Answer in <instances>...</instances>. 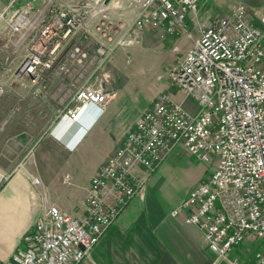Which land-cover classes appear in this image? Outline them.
I'll list each match as a JSON object with an SVG mask.
<instances>
[{"label": "built area", "instance_id": "1", "mask_svg": "<svg viewBox=\"0 0 264 264\" xmlns=\"http://www.w3.org/2000/svg\"><path fill=\"white\" fill-rule=\"evenodd\" d=\"M199 1L31 0L0 11L2 47L9 48L0 70L8 74L7 82L27 79L38 94L52 72L65 77L56 80L66 88L59 99L66 104L50 126L77 123L82 114L90 121L102 112L107 91L90 77L115 48L133 46L144 31L158 28V37L190 36L186 18L197 32L168 70L170 84L193 99L197 111L190 113L164 94L155 96L89 178L82 214L73 217L49 204L23 234L24 247L13 255L16 264H78L88 258L106 227L175 146L212 164V170L169 215L183 214V223L196 226L216 259L264 264V16L259 28L240 2L209 16L198 13ZM110 3L116 11H133L130 23L109 16ZM88 34L97 40L89 42ZM89 106L94 115L86 112ZM3 179L0 173V183ZM39 182L31 178L32 184ZM244 239L259 244L247 263L226 259Z\"/></svg>", "mask_w": 264, "mask_h": 264}, {"label": "crops", "instance_id": "2", "mask_svg": "<svg viewBox=\"0 0 264 264\" xmlns=\"http://www.w3.org/2000/svg\"><path fill=\"white\" fill-rule=\"evenodd\" d=\"M30 1L0 0V11L8 5L18 7ZM199 2L200 6L205 7L202 14L211 16L209 8L205 5V0ZM238 2L246 7L248 19L255 26L262 28L259 19L264 16V0L261 2L262 5L258 6L246 5L240 0ZM214 3L215 6L222 3V11H224L227 6L230 7L234 3V0H228L226 3L225 0H214ZM122 4L121 2V6ZM113 8L115 9L114 3H110L108 9ZM119 9L117 13L112 12L114 19L119 20L122 25L130 23L133 11H119ZM184 24L190 36L180 33L179 35L164 34L162 37H158L162 32L161 28L146 30L141 34L144 47L140 51L145 55V68L142 69V65L135 62V73L143 76L145 80L148 77L146 74L148 69L156 75L154 85L152 84L151 91L146 94L142 107L133 110L130 118L117 123L112 121L114 120V116H112L114 104L111 101L117 90L112 83L113 79L111 80L110 76L109 79H106V76L113 72L111 61L118 52L117 49L119 50V48H115L103 67L93 72L90 77V79L94 77L101 80L107 91L102 112L98 116H93L90 121L85 114H82L79 118L81 122L78 121L73 125L64 121H59L52 126L47 125L45 135L42 136L31 153L32 158L28 157L23 160V163L9 174L2 173L6 176L0 184V264H16L13 255L17 249L24 247L21 240L23 234L36 216L43 215L49 204L69 212L73 217L82 214L85 187L89 178L95 173L99 164L114 150L135 118L150 106L155 96L164 94L171 101L180 103L190 113L197 111L194 100L184 97L170 84L168 78V70L178 61L197 36V32L192 29L187 18ZM86 38L89 42L97 40L96 35L92 34H88ZM81 43H87V41L83 39ZM261 43L264 47V35ZM125 48L127 47L120 48L119 52L124 54L125 51H130L136 57L140 55L139 51L136 52L132 49L133 47ZM131 58L130 55L125 56L124 62L129 63ZM56 79H58L57 74L52 72L51 81L46 84L45 89L38 94L35 93L34 96L37 97V100L32 99L34 111L44 110L42 106L48 109V111L42 112L48 121L53 120L57 111L65 107L66 104L65 101H58L53 106H48L46 103L45 95L47 93L66 90L65 87H62V82H57ZM14 83L17 84L18 81ZM60 84H62L61 87H59ZM19 98L17 99L24 107L23 105L27 103L26 99ZM86 112L94 115L95 109L89 106ZM72 134H74V137L70 139V142L73 141L72 147L67 149L64 144H69L67 139ZM181 149L183 150V148ZM185 154L187 153L185 152ZM166 166L168 165L162 161L156 170L162 172ZM172 171L173 175L181 177L182 173L179 172L183 169L180 167L178 170ZM208 173L198 170L194 175H191L179 195L171 193L170 187H162L166 193L164 199L170 204V208L185 196L191 186L204 179ZM153 176H156L153 179L155 183L158 174L155 173ZM32 177H37L40 182L32 184ZM136 196L126 203L114 221L106 227L91 248L88 258L78 264H228L225 259H216L215 255L200 241L199 230L196 226L183 223V214L171 217L168 213L170 208L162 213L153 207L146 209L140 204L139 198L142 195L138 193ZM254 242V240L244 239L233 246L229 250L233 254L232 258H236L241 263H247L251 253L259 248V244ZM226 259H228L227 256Z\"/></svg>", "mask_w": 264, "mask_h": 264}, {"label": "rangeland", "instance_id": "3", "mask_svg": "<svg viewBox=\"0 0 264 264\" xmlns=\"http://www.w3.org/2000/svg\"><path fill=\"white\" fill-rule=\"evenodd\" d=\"M238 1L239 0H234V2ZM240 1L244 2L246 5L251 4L252 6H258L259 4L262 5L261 2L263 0ZM226 2H228V0H225V3ZM214 4V0H205V5L209 8L211 16H216L227 10L226 8V10L222 11V3H220L219 6H215ZM198 7V13L202 14L205 7L200 5H198ZM112 12L117 13L116 9H113L109 14H113ZM109 16L113 17V15ZM1 26L2 22H0V27ZM185 29H187L186 26ZM1 37L2 36H0V64L3 63L4 58L9 52L8 47H2L4 40H2ZM129 47H133L132 49L136 52L139 51L140 55L136 57L134 54H131L130 51H125L123 54L119 52V50H121L120 48L119 50L117 49L118 52L111 61L113 72L111 75L106 76V79H109V76L111 80L113 79L112 83L116 86L117 90L111 101L114 104V112L112 113L114 120L112 121L116 123L130 118L133 110L137 107H142L146 94L152 89V84L154 83L156 75L152 70L148 69V72H146L148 77L145 80L143 76L135 73L134 66L136 63L141 64L142 69L145 68V55L144 52L140 51V49L144 47V40L142 39L137 44ZM127 55H130L132 58L131 61L126 64L124 58ZM64 78V75H61L58 80L63 81ZM8 79V74L0 70V173L4 174L12 172L28 157L30 159L32 158L31 153H33L34 147L42 136L45 135L47 127L50 126L53 121H48V119L44 118V115H42V112L48 111L45 106H42L44 110H40V112L33 110L34 106L32 99L35 98L37 100V97L34 96L33 87L27 79H22L17 84L14 82L9 84L7 82ZM14 86H17V88H14ZM19 97L26 99L25 101H27V103L23 105L24 107H22L20 100H18L20 99ZM45 99L48 106H53L59 99H62V92L58 90L53 91V93L49 92L45 95ZM20 117L21 119H18ZM194 159V157L185 154L179 146L173 147L163 160L168 166H166L162 172L158 169L155 170L156 172H153L140 188L139 193L142 195L139 198L141 206L146 209L153 207L160 210L161 213L165 210H169L170 204L164 199L166 193H164L165 190L163 191L162 187H170L171 193H177L179 195L183 191V186L187 185V181L191 175H194L198 170L209 173L212 170V164ZM180 167L183 169V171L179 172L182 173L181 177L179 175H173L174 172L172 170H178ZM155 173L158 174V178L154 183L153 179H155L156 176L153 175ZM152 176L153 178L151 179ZM183 176L184 178H182ZM3 180H1V183ZM254 241V243L258 242L256 240ZM226 256L228 259H232L233 254L228 252Z\"/></svg>", "mask_w": 264, "mask_h": 264}, {"label": "clouds", "instance_id": "4", "mask_svg": "<svg viewBox=\"0 0 264 264\" xmlns=\"http://www.w3.org/2000/svg\"><path fill=\"white\" fill-rule=\"evenodd\" d=\"M73 137H74V134H72V135L67 139V141H69L68 143L71 144V145L65 143V144H64V147H65V148L69 149L70 146L72 147V142H73V141L70 142V141H71L70 139L73 138Z\"/></svg>", "mask_w": 264, "mask_h": 264}, {"label": "water", "instance_id": "5", "mask_svg": "<svg viewBox=\"0 0 264 264\" xmlns=\"http://www.w3.org/2000/svg\"><path fill=\"white\" fill-rule=\"evenodd\" d=\"M110 0H102V3L105 5L109 2Z\"/></svg>", "mask_w": 264, "mask_h": 264}, {"label": "bare ground", "instance_id": "6", "mask_svg": "<svg viewBox=\"0 0 264 264\" xmlns=\"http://www.w3.org/2000/svg\"><path fill=\"white\" fill-rule=\"evenodd\" d=\"M81 122V121H80ZM71 125H73V124H71Z\"/></svg>", "mask_w": 264, "mask_h": 264}]
</instances>
